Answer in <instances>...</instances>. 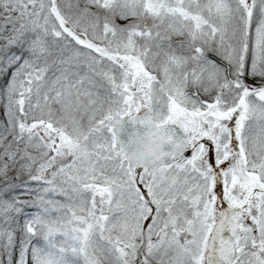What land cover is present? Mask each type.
I'll list each match as a JSON object with an SVG mask.
<instances>
[{"label": "snow or ice", "instance_id": "snow-or-ice-1", "mask_svg": "<svg viewBox=\"0 0 264 264\" xmlns=\"http://www.w3.org/2000/svg\"><path fill=\"white\" fill-rule=\"evenodd\" d=\"M0 264H264V0H0Z\"/></svg>", "mask_w": 264, "mask_h": 264}, {"label": "water", "instance_id": "water-1", "mask_svg": "<svg viewBox=\"0 0 264 264\" xmlns=\"http://www.w3.org/2000/svg\"><path fill=\"white\" fill-rule=\"evenodd\" d=\"M139 125L134 126L132 124V122L128 119V117H125L121 123V125H119L118 127L120 128V132H119V138L121 141L127 143L128 142V138H129V132H131L133 130L134 127H138ZM178 127V126H176ZM168 150L167 146L166 149Z\"/></svg>", "mask_w": 264, "mask_h": 264}, {"label": "clouds", "instance_id": "clouds-1", "mask_svg": "<svg viewBox=\"0 0 264 264\" xmlns=\"http://www.w3.org/2000/svg\"><path fill=\"white\" fill-rule=\"evenodd\" d=\"M153 119L154 120H156V121H158L159 119H160V116H159V114H153ZM152 147H155V144H153V145H151Z\"/></svg>", "mask_w": 264, "mask_h": 264}, {"label": "trees", "instance_id": "trees-1", "mask_svg": "<svg viewBox=\"0 0 264 264\" xmlns=\"http://www.w3.org/2000/svg\"><path fill=\"white\" fill-rule=\"evenodd\" d=\"M26 198H29L30 199V197H26ZM27 211H32V209H27Z\"/></svg>", "mask_w": 264, "mask_h": 264}, {"label": "rangeland", "instance_id": "rangeland-1", "mask_svg": "<svg viewBox=\"0 0 264 264\" xmlns=\"http://www.w3.org/2000/svg\"><path fill=\"white\" fill-rule=\"evenodd\" d=\"M188 154H190V152Z\"/></svg>", "mask_w": 264, "mask_h": 264}]
</instances>
